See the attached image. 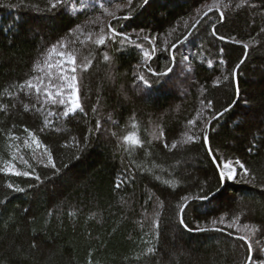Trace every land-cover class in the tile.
Segmentation results:
<instances>
[{"label": "trees", "instance_id": "trees-1", "mask_svg": "<svg viewBox=\"0 0 264 264\" xmlns=\"http://www.w3.org/2000/svg\"><path fill=\"white\" fill-rule=\"evenodd\" d=\"M17 2L0 0V106L7 105L6 110H0V264H240L242 253L235 237L244 233L236 229L180 233L176 208L180 198L196 194L200 185L213 190L217 187L215 166L203 142L172 150L164 145L182 139L190 129L198 131L202 124L196 114L200 112L201 118L211 114L205 107L208 100L216 111L235 101L234 110L226 113L219 124L213 121L215 130L210 132V140L214 151L219 148L225 158L244 161L255 180L252 184L230 181L226 197L234 199L226 200L224 207L205 202L202 214L195 219L189 214L186 222L190 228L197 223L212 228L207 221L221 213H242L241 227L248 223L264 229V189L260 187L264 177V150H260L264 148V132L260 131L264 120V32L260 31L264 27V0H246L240 8L235 7L240 0H222L221 10L227 20L225 26L218 25V35L249 43V57L238 72L239 97L231 78L213 86L217 77L223 79L222 74L231 73L244 54L241 44L220 41L211 34L209 25L217 19L218 12L214 8L208 16L203 13L214 0H149V5L138 9L132 19L119 22L137 45L149 48V40L155 38L157 51L147 63L156 71L169 63V52L162 49L192 33L189 42L174 50L178 65L174 71L178 74L171 89L152 91L151 95L146 94L148 90L134 75L142 72L147 79H155L143 67L145 58L137 47L127 42L122 47L119 38L100 46L87 41V34L91 32L95 39L101 23L108 19L101 9L76 14L60 10L52 14L42 11L47 0H25L41 11L6 6ZM126 3L127 0H112L105 7L123 16L128 15V10H117L115 6ZM132 3L135 7L142 0ZM229 3V8H223ZM97 16L101 22L86 25L83 34L67 35L71 27ZM198 19L200 23L193 28ZM112 25L117 27V21L112 20ZM9 28L12 30L7 31ZM145 35L149 40L143 39ZM60 38L75 40L78 65L84 57H94L87 71L77 70L83 112L69 117L62 116L63 105L44 102V89L55 94L56 87L50 85L62 84L57 53L72 50L57 49L51 56L42 55ZM221 48L226 65L218 63ZM105 51L111 57L109 62L103 60ZM181 55L189 57L190 72L180 74ZM208 60L213 62L211 66ZM36 61H40L41 70L34 71ZM32 76L37 77L34 83H40L39 96L35 89L29 94L27 89L20 92L18 98L5 95V90L16 91L13 84ZM23 104L29 106L28 111ZM33 105L41 111L32 110ZM49 111L55 115L48 117L51 123L45 126ZM242 111L250 112L245 128L256 138L234 123L236 114ZM193 119L195 128L188 124ZM97 121L101 125L98 133ZM134 122L137 128H132ZM25 128L36 135L40 147ZM128 132H138L144 141V147L131 154L117 139ZM9 134L19 139H9ZM86 136L88 145L83 150L73 146V138L83 146ZM250 141L258 146L253 148V154L247 152ZM44 146L51 150L57 167L62 163L70 165L71 170H62L65 174L53 181L45 179L53 175V170L45 166L49 162ZM9 165L32 174L14 175L7 172ZM37 174L44 183L29 189V185L38 183L34 178ZM9 183L27 191L14 192L7 187ZM157 211L160 236L155 241L152 222ZM33 237L38 245L34 250L29 248ZM252 239L254 248L256 241L264 247V233L258 232ZM149 247L156 251L147 253Z\"/></svg>", "mask_w": 264, "mask_h": 264}, {"label": "snow or ice", "instance_id": "snow-or-ice-1", "mask_svg": "<svg viewBox=\"0 0 264 264\" xmlns=\"http://www.w3.org/2000/svg\"><path fill=\"white\" fill-rule=\"evenodd\" d=\"M112 0H47L46 6L42 9V11L47 13L55 14L57 11L60 10H70L73 14L76 13H83L86 11H91L93 9L99 8L102 10V13L106 14L108 19L101 23L100 33L99 35L94 39L91 32L87 34V41L91 42L92 44L96 46L100 45H106L108 41L117 42L123 47L125 46L126 42L129 45H134L137 47L140 52L142 53V56L145 58V63L143 64V67L147 70V72L154 77V80H149L145 77V75L141 73H134L136 76V79L144 86L145 89L148 90L146 93L147 95H151L152 91H168L171 89L174 77L177 76V71H174V69H177V57L175 55V51L178 48V45H183L185 42H189V37L192 36V33L189 32L186 35L183 36V39H178L175 43H172L170 48L165 47L162 49L163 51L169 52V63L165 65L164 69L162 71H156L153 68L150 67V65L147 63V61L151 60L152 57L155 55L157 49L155 46V38L149 40V37L145 35L143 37L144 40H149L150 47L145 48L144 45L136 44L134 40L131 39L130 33L123 30V25L119 22L121 20H130L132 19V16L135 14V12L138 9L143 8L144 6L149 5V0H142V3L133 6L132 0H127V3L124 5L117 4L115 7L117 10L123 8H126L128 10V15L123 16H117L116 12L110 11L107 7H105V3H111ZM75 3H79L81 7L77 8L75 7ZM246 3V0H240V3L237 4L235 7L240 8ZM221 4L222 0H214L212 5H207V10L204 11L203 16H208L209 12H212L215 8L218 12V17L215 20H212L211 24L209 25L211 29V34L216 37L220 41H226L231 43H238L241 44L244 49L243 57L240 59L239 63L235 65V67L232 69L230 74H222L223 79L220 77H217L216 80L213 82V86L217 87L221 83H226L230 80L235 85L236 89V95L239 97V77L238 72L241 68V65L245 63V60L249 57V43L237 41L234 38H226L224 35H218V25L219 26H225L226 25V16L225 12L221 10ZM9 8H29L34 9L36 11H41L39 6H34L31 4H26L25 0H18L17 3L12 4L9 3L6 5ZM204 7V6H202ZM230 7L229 4H223V8L227 9ZM252 7H255V5H252ZM200 9H197V13L199 14ZM203 16H201L200 19H203ZM200 19L196 20L195 24L192 25L193 28L196 27L197 24L200 23ZM112 20L117 21V27H119L121 30L117 31V27H113ZM98 22H101V17L97 16L95 20H89L86 22V24H76L74 27H71L68 30L67 35L70 37H78L79 35L84 33L85 26L86 25H94ZM105 27L107 28V32H105ZM12 29L9 28L7 31H11ZM261 32H264V27L260 29ZM135 32V29L133 30ZM140 32H144V29H140ZM139 35L137 34V39H139ZM81 44L85 43V41H80ZM75 44V40L73 41H67L65 38L57 39L54 43L50 45V47L46 50L44 55L45 57L51 56L53 53H57V49H68L71 48V51H60L57 53L59 59L62 61L59 67V76L58 79L62 82L60 86H52L50 87H56L55 94L53 91L49 90V88L44 89V96H45V103L51 102L53 104L59 103L60 105L64 106V111L62 112L63 117H69V116H75L77 112H83V105L80 102L78 92H79V80L77 77V70L79 68L80 71H87L88 68L92 66V60L94 57H84L81 63L77 64V56H76V49L73 47ZM220 54V60L218 61L221 65H226L227 61L223 59L224 49L221 48L219 50ZM103 60L105 62H109L111 60V57L108 55V53L105 51L103 53ZM44 63L48 64L47 58L44 59ZM212 61L208 60L209 66L212 65ZM51 67V66H49ZM137 68H140L141 65H136ZM179 67L183 70L180 74H183V72H190L191 69V62L189 61V57L186 55H181ZM33 69L35 70H41V64L40 61L34 62ZM171 74V75H170ZM37 80V77L32 76L29 79L25 80L23 83L20 84H13L11 87L16 89L14 92H9L5 90V95H8L10 97H17L19 96L20 92H24L26 89L28 92L26 94H29L32 89H35V92L37 96H39L41 92L40 83H34V81ZM42 83V82H41ZM158 86V87H157ZM57 97L59 99L57 100ZM39 102V100L37 101ZM201 104H204V101H201ZM236 102L233 101L230 103L227 107L223 108L221 111H216L213 107L212 101L208 100L207 104L205 105L206 109L211 113L206 118H201V113L198 112L196 114V119H201L202 126L199 127L198 131H193L190 129V132H185L183 134L182 139L173 141L171 145L169 146L168 143L165 142V147L169 148V150L177 149L178 147H183L184 145L188 143H199L203 142V146L205 148L206 153L211 158V160L214 163L215 171H216V177H217V187L215 190L211 188H207L206 185H200L198 188V191L194 195H184L180 198L181 202L176 205V208L178 209L177 212V221L178 226L180 229V233L184 232H210V231H216V232H223L226 229H236L238 233H244L237 235L235 237L236 241H238V248L239 251L242 253L240 264H264V247L259 246V241H256L257 247L254 248L253 246V239L252 237L255 236L258 232L264 233V229H261L260 226L257 225H250L248 223L243 224L241 227L239 224L240 217L242 213L232 214L230 215L229 212H223L219 215L217 218H212L210 221L212 228L208 227H200L199 223L196 224L194 228L189 227V223L186 222V218L189 216V214H192L193 218L195 219L197 214H202L201 210L204 207L205 202L208 204H211L213 202H216L219 207L225 206L226 200H232L234 198L232 197H226L227 188L229 186V182H244L252 184L255 180V176L252 173V170L250 167L246 166V163L242 161L239 158L229 159L225 158L220 154L219 148L213 149L212 143L210 140V132H213L214 125L213 121H215L217 124L220 123L221 119L224 117L226 113H230L234 110ZM25 111L29 110V106L27 104L22 105ZM15 107V105H13ZM7 105L0 106V110H6ZM34 111H41V109L35 108V105H33ZM96 109L93 108V112H95ZM55 113H52L49 111L47 115L45 116L44 123L45 126H48L51 121L48 119L50 116H54ZM250 118V112L248 111H242L240 113H237L235 116L234 123L238 128L244 129L247 135L252 136L253 138H256V134L254 132L248 131V129L245 128V124L248 122ZM196 119L189 120L188 124L193 126L195 128L196 126ZM100 123L97 121L96 129L95 131L98 133L100 131ZM132 128H137V124L134 122L132 124ZM57 131L59 129H56ZM25 131L28 133V136L32 139V141L36 144L37 147H40V141L36 137V135L29 131L27 128H25ZM261 132H264V120L261 121ZM92 134V130L89 131V136ZM162 135V132L160 133ZM113 136L116 135V133H112ZM9 139H19L18 137H15L11 134H9ZM159 138V137H157ZM121 147L123 150L129 154H131L135 149L137 148H143L144 147V141L140 139V136L138 132H128L127 134L120 136L117 138ZM27 143V141H26ZM251 146L247 149L248 154H253V148H257L258 146L250 141ZM88 145V137L86 136L84 138L83 146H81V142L79 140H76L73 138V146L80 148L83 150V147H86ZM67 145H65L66 147ZM264 150V148L260 149ZM44 152L47 154V160L48 165H45L46 167L50 166L53 170V175L50 177H46L48 181H53L56 177L64 175L65 171L62 170H71L70 165L68 163H62L60 167H57V164L55 163L52 152L50 149L47 148V146H44ZM219 157V159H217ZM74 159H79V156L74 157ZM42 162V161H41ZM25 163H27L25 161ZM7 172L12 173L14 175H23V176H29L32 173L30 172H20L15 170L14 165H9L7 168ZM35 180L38 182L36 185H29V189H35L41 186L44 181L41 180L40 175H35ZM159 179V177H157ZM166 183H171L166 182ZM9 189H12L14 192H26L27 189L23 187H16L13 184L9 183L7 185ZM117 188L120 187V184L116 185ZM260 187L264 189V177L261 178ZM228 207H231V205H227ZM159 207H163V203H159ZM25 212L28 211V209H24ZM51 215V213H49ZM74 215V213H73ZM217 225H220L222 227H217ZM152 228L154 229V236L153 239L155 241L159 240L160 236V213L159 211L154 213V219L152 222ZM232 233H229V236H231ZM37 238L33 237L31 238V243L29 244L30 249H37ZM156 251L155 247H149L147 249V253L153 254ZM23 264V261L21 262Z\"/></svg>", "mask_w": 264, "mask_h": 264}, {"label": "rangeland", "instance_id": "rangeland-1", "mask_svg": "<svg viewBox=\"0 0 264 264\" xmlns=\"http://www.w3.org/2000/svg\"><path fill=\"white\" fill-rule=\"evenodd\" d=\"M75 7L79 8V7H81V5L79 3H75Z\"/></svg>", "mask_w": 264, "mask_h": 264}]
</instances>
